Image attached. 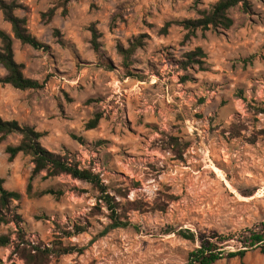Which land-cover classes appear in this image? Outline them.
<instances>
[{
	"label": "clouds",
	"instance_id": "1",
	"mask_svg": "<svg viewBox=\"0 0 264 264\" xmlns=\"http://www.w3.org/2000/svg\"><path fill=\"white\" fill-rule=\"evenodd\" d=\"M0 264H264V0H0Z\"/></svg>",
	"mask_w": 264,
	"mask_h": 264
}]
</instances>
